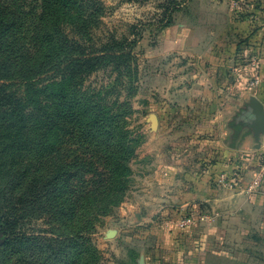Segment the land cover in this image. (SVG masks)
<instances>
[{
  "label": "rangeland",
  "instance_id": "374dc122",
  "mask_svg": "<svg viewBox=\"0 0 264 264\" xmlns=\"http://www.w3.org/2000/svg\"><path fill=\"white\" fill-rule=\"evenodd\" d=\"M88 1L103 7L102 35L137 41L136 73L114 111L134 139L131 180L113 211L95 221L91 234L99 250L92 264H123L121 207L138 205L142 197H175V188L193 175L206 182V189L217 184L218 193L207 189L206 197H231L245 166L234 163L231 144L243 129L253 130L241 123L250 98L264 104V0ZM103 79L100 74L92 86ZM9 154L0 152V216L12 213L17 225L0 222V264H61V255L48 263L44 255L61 250L63 235L76 237L74 223L63 227L41 184L25 194L28 181L19 182ZM255 157L260 162L263 156ZM21 231L23 245L13 236ZM70 250L76 253L77 245L71 243Z\"/></svg>",
  "mask_w": 264,
  "mask_h": 264
},
{
  "label": "trees",
  "instance_id": "16d2710c",
  "mask_svg": "<svg viewBox=\"0 0 264 264\" xmlns=\"http://www.w3.org/2000/svg\"><path fill=\"white\" fill-rule=\"evenodd\" d=\"M101 14L88 0L0 1V152L10 150L19 182L28 181L25 194L41 184L63 227L77 230L44 255L47 263L59 254L61 264H92L95 221L131 180L134 139L114 111L136 73L137 41L102 35ZM100 74L104 83L92 86ZM10 214L0 222L15 228ZM13 236L24 244V231Z\"/></svg>",
  "mask_w": 264,
  "mask_h": 264
},
{
  "label": "crops",
  "instance_id": "0c3cea01",
  "mask_svg": "<svg viewBox=\"0 0 264 264\" xmlns=\"http://www.w3.org/2000/svg\"><path fill=\"white\" fill-rule=\"evenodd\" d=\"M231 146L234 163L245 165L235 172L231 197H206L218 193L217 184L207 192L193 175L175 197H142L121 207L123 264H264V132L243 129Z\"/></svg>",
  "mask_w": 264,
  "mask_h": 264
},
{
  "label": "water",
  "instance_id": "95a60500",
  "mask_svg": "<svg viewBox=\"0 0 264 264\" xmlns=\"http://www.w3.org/2000/svg\"><path fill=\"white\" fill-rule=\"evenodd\" d=\"M245 119H241V123L247 122L253 127L255 134L264 132V104L256 97H251L244 111Z\"/></svg>",
  "mask_w": 264,
  "mask_h": 264
}]
</instances>
